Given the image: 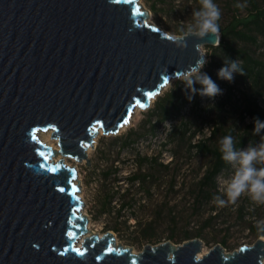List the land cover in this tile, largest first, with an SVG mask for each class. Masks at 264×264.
<instances>
[{
	"label": "water",
	"instance_id": "obj_1",
	"mask_svg": "<svg viewBox=\"0 0 264 264\" xmlns=\"http://www.w3.org/2000/svg\"><path fill=\"white\" fill-rule=\"evenodd\" d=\"M149 17L137 0H0V264H264V237L199 257V238L134 253L112 231L87 228L76 170L63 158L90 168L99 130L117 135L135 108L205 57L202 46L219 42L188 36L178 47Z\"/></svg>",
	"mask_w": 264,
	"mask_h": 264
},
{
	"label": "rangeland",
	"instance_id": "obj_2",
	"mask_svg": "<svg viewBox=\"0 0 264 264\" xmlns=\"http://www.w3.org/2000/svg\"><path fill=\"white\" fill-rule=\"evenodd\" d=\"M252 1L214 0L221 10L219 25L227 26L234 16L245 17L252 9ZM255 1L261 3V0ZM137 3L142 9L150 12L147 22L170 36L178 35L175 32L177 28L186 29L193 22L192 13L200 8L199 0H137ZM237 4L241 7H236ZM254 34L257 36L256 44L242 41H237L236 44L246 49L254 58L264 61V35L255 32ZM201 49L207 61L214 54L222 67L224 60L228 59L223 52H215L212 46H202ZM235 60L241 64L240 58ZM235 80L236 76L231 83L222 81L233 85ZM175 82L184 83L179 78L170 81L161 95L170 90ZM219 87L222 89L221 95L214 98L200 97L195 113L190 111L191 104L183 109L190 131L196 132L192 142L204 138L213 127H234L235 130L243 127L239 122L238 111L233 110L234 106L231 103L227 102L222 110L214 107V104L224 96V87ZM235 88V97L240 100L241 91H245L247 85L238 84ZM154 101L146 110L138 109L133 112L125 128L117 135L101 133L96 136L94 147L87 150L92 170L85 162L63 158L66 166L74 167L76 170L79 182L78 196L84 203L82 212L88 217L89 232L101 236L107 231V226L117 225L119 232L112 231L116 244L130 247L134 253L140 252L146 244L157 245L165 241L174 243L168 239L170 234L181 237L185 232L193 233L200 230L204 238L200 239L206 252L216 244H221L223 240L225 241L223 248L228 253L241 246L252 245L255 238L247 228L249 224L258 226L260 221H264V204L253 202L247 193L235 204L228 203L223 207L218 206L215 200L197 204L191 192H197L196 183L212 160L203 152L189 150L188 140H182L178 132L174 134L173 127L180 123L181 118L158 125L155 133L149 132V124L146 121ZM233 102L241 105V102ZM130 130L135 131L132 133L135 141L123 146L124 136ZM136 134L143 135L136 137ZM219 140L220 136L217 134L214 145H219ZM259 143L248 144L243 149ZM50 144L51 147L57 148L56 141L51 138ZM60 159L59 155L53 157L54 162ZM234 171V165L230 164L228 169L216 177V192H219L218 196L223 199H226L224 189ZM135 173L146 174L148 178L142 183H131L129 178ZM106 192H129L128 197H133L137 202L132 207H125L121 211V217L115 218L114 212L111 216H97V201ZM118 197L119 195H116L112 202L115 209L120 205ZM136 220L141 222V227H136ZM147 223L150 225L149 234L152 236L150 240L142 239L141 230Z\"/></svg>",
	"mask_w": 264,
	"mask_h": 264
},
{
	"label": "trees",
	"instance_id": "obj_3",
	"mask_svg": "<svg viewBox=\"0 0 264 264\" xmlns=\"http://www.w3.org/2000/svg\"><path fill=\"white\" fill-rule=\"evenodd\" d=\"M251 6L252 9L245 17L234 16L227 26L221 27L219 25V42L217 46H212L215 52L221 51L231 60L240 58L241 64L239 65L243 70V75L235 74V83L233 85L225 84L217 76L218 69L222 67V64L216 60L214 54L202 69V71L207 73L219 86L224 87V96L214 104V107L222 110L227 102L231 103L234 106L233 110L238 111L239 122L243 125L242 129L235 130L234 127L224 126H218L217 128L213 127L204 138L192 142L196 137V132L190 131L186 122V116L183 114V109L188 104H191L192 108L190 111L191 113H195L199 106L201 96L197 94L189 101L187 98L190 94L189 91L186 89L184 83L181 84L179 82H175L170 90L155 99L151 113L146 121L149 124V132L155 133L158 125L181 118L180 123L173 127L174 134L178 132L182 140H188L189 150L203 152L210 156L212 160L211 164L206 168L201 178L196 183L197 192H191L197 204L214 201V197L219 194V192H216V177L230 166L229 163L223 161L221 158V152L219 150L220 145H214L217 134H219L220 139L225 135H232L235 138V147L237 150L243 149L248 144L256 142L261 143L262 137H264V132H262L261 135H255L253 133V118H259L261 121H264V61L254 58L246 49L238 47L236 44L237 41L256 44L257 36L254 32L264 35V0H261V3L253 0ZM152 12H154L153 9ZM179 29L180 28H177L175 32L181 35ZM238 84L247 85L246 90L241 91L240 100H237L235 97V87ZM194 86L196 88L200 87L199 84H195ZM233 101L241 102V105H236V102ZM153 117L155 118L154 121L152 120ZM246 119L248 120L245 124ZM133 132L135 131L130 130V132L124 136L123 146H128L135 141V138H132ZM136 135V137H139L143 134ZM147 178L148 176L146 174L140 175L139 173H135L129 179L131 183H142V181L144 182ZM116 195H119L118 199L120 200V205L117 209L112 205ZM128 196L129 192H106L97 201V216H111L114 212L115 218L121 217V211L125 207H132V205L137 202L136 199ZM215 209L216 207L213 208V210ZM123 223L125 224L126 221ZM141 226V222L136 220V227ZM149 227L150 225L147 223L141 230L143 233L142 239L144 240H150L152 238L149 234ZM247 229L254 236L255 240L258 237H264V232L258 231L257 225L249 224ZM106 230L115 233L119 232L117 225L107 226ZM192 238H201L203 240L202 231L200 230L193 233L185 232L181 237L175 234H170L168 236V239L172 240L175 244H181ZM221 244L222 246L225 245V241L223 240Z\"/></svg>",
	"mask_w": 264,
	"mask_h": 264
},
{
	"label": "clouds",
	"instance_id": "obj_4",
	"mask_svg": "<svg viewBox=\"0 0 264 264\" xmlns=\"http://www.w3.org/2000/svg\"><path fill=\"white\" fill-rule=\"evenodd\" d=\"M200 8L192 13L193 22L187 28H180L181 35L171 36L170 39L178 47H186V37L196 36L203 38L206 35H218L220 26L218 21L221 18V10L214 0H199ZM236 7H241L237 4ZM207 59L201 57L194 66L181 73L179 79L184 82L189 91L188 100L191 101L195 95L214 98L222 94L219 85L202 69L207 64ZM235 74L243 75L239 62L237 60L226 59L224 66L221 67L217 76L219 79L229 83L234 81ZM199 84L196 88L194 85ZM255 135H261L264 132V121L259 118H253ZM235 138L232 135H225L219 140L221 158L223 161L234 165L235 171L227 182L224 189L226 199L220 196L214 197L218 206H225L228 203L235 204L236 201L245 193L257 204H264V137L262 142L255 146H248L246 149L237 150L235 147ZM259 165V167H258ZM258 231L264 232V221L258 224Z\"/></svg>",
	"mask_w": 264,
	"mask_h": 264
},
{
	"label": "snow or ice",
	"instance_id": "obj_5",
	"mask_svg": "<svg viewBox=\"0 0 264 264\" xmlns=\"http://www.w3.org/2000/svg\"><path fill=\"white\" fill-rule=\"evenodd\" d=\"M116 2H120V0H116ZM125 2H127V0H125ZM135 11H136L137 14H142V13H140L139 8H137ZM164 83L166 84L167 81L165 80ZM161 86H163V85H161ZM154 95H155V93H153V92H149V93L147 94V96H148L149 99H151L152 96H154ZM137 103L139 104L140 107H142V108L145 107V104L141 103L140 101H137ZM130 111H131V110H130ZM128 122H129V121L126 119V120H124L123 123H124V124H127ZM122 126H123V125H121V127H122ZM33 139H36V137L33 136ZM42 155H43V154H42ZM73 190L75 191V188H74ZM61 191H63V189H61ZM69 235H70V237L73 236L72 233H69ZM73 251H75V252H76L77 254H79V255H84V252H82L80 249H73ZM113 251H115V250L109 246V247H108V252L111 253V252H113ZM98 259H99V257H98Z\"/></svg>",
	"mask_w": 264,
	"mask_h": 264
},
{
	"label": "bare ground",
	"instance_id": "obj_6",
	"mask_svg": "<svg viewBox=\"0 0 264 264\" xmlns=\"http://www.w3.org/2000/svg\"><path fill=\"white\" fill-rule=\"evenodd\" d=\"M138 110V108H135L134 109V111L133 112H136ZM125 128V126L121 129V130H123ZM120 130V131H121ZM101 134V130H99V133H98V135H100ZM50 132H38V134H37V139L40 141V142H42V143H44L45 145H48V146H50L51 144H50ZM81 242H82V239H80L78 242H77V246L79 247L80 246V244H81ZM205 250H203L200 254H199V257H201L203 254H205Z\"/></svg>",
	"mask_w": 264,
	"mask_h": 264
}]
</instances>
